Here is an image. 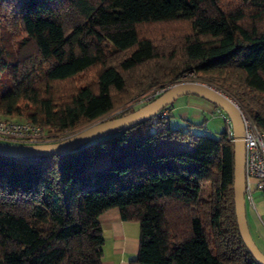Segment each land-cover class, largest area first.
<instances>
[{"label":"trees","instance_id":"16d2710c","mask_svg":"<svg viewBox=\"0 0 264 264\" xmlns=\"http://www.w3.org/2000/svg\"><path fill=\"white\" fill-rule=\"evenodd\" d=\"M236 1L0 0V117L45 127L52 143L135 110L111 115L134 99L131 80L140 94L192 73L264 131V0ZM181 21L180 37L139 35ZM95 66V86L57 92ZM171 105L68 152L0 155V264H102L110 208L139 224L130 264H258L236 224L227 128L172 126Z\"/></svg>","mask_w":264,"mask_h":264},{"label":"water","instance_id":"95a60500","mask_svg":"<svg viewBox=\"0 0 264 264\" xmlns=\"http://www.w3.org/2000/svg\"><path fill=\"white\" fill-rule=\"evenodd\" d=\"M193 95L221 109L232 132L233 143V202L239 235L247 251L258 264H264V253L254 243L246 219L245 172H244V127L239 107L227 96L210 85L200 82H180L167 88L152 101L119 117L99 121L87 128L52 143L10 144L0 142V155L7 157H38L71 151L88 141L107 134L125 130L152 118L171 105L178 97Z\"/></svg>","mask_w":264,"mask_h":264},{"label":"rangeland","instance_id":"374dc122","mask_svg":"<svg viewBox=\"0 0 264 264\" xmlns=\"http://www.w3.org/2000/svg\"><path fill=\"white\" fill-rule=\"evenodd\" d=\"M219 2L222 5V7L227 9V10H234L240 6L239 2H237L236 0H219ZM244 9L247 10V7H244ZM249 18L250 17L248 16L247 20ZM138 31H139V35L141 37L152 38L153 40H155V42L161 43L163 40L162 38H164L167 35H169V36L172 35L173 37H180L184 33H188L190 31V29H189V22L188 21L187 22L181 21V22H175V23H171V24L142 25V26L138 27ZM98 69H99V67L95 66V67L85 71L84 73L75 77L73 80L62 84L61 90H57V92L59 94L62 93L60 95H63L65 98V96L68 95L69 92L76 90L80 86H83V85L95 86L96 73H97ZM193 76L194 75L192 73L185 74V75L181 76V78H180L181 82H190L189 79L193 78ZM5 78L6 77L3 76V78H0L1 79L0 81H4ZM134 81L135 80H131L128 84V89H129V91L131 90V92H133V94L131 96H134L133 97L134 99L133 100L130 99L131 101H129L128 103H127L126 99H124L120 103L121 105L118 106L116 109H114V111L111 113V115H117L118 113H120L121 111L126 109V107H128V106H130V107L132 106L133 109H138L139 107H141V106L145 105L146 103L152 101V99H150V98L154 94L159 93L158 95H160L162 92H164L170 86L177 84V83L167 82L165 84L160 85L158 83V86L155 85V86L150 87V88H148L147 85H145L144 86L145 91H142L140 94H137V92L134 89L135 88ZM197 82H199V81H197ZM217 91H219V90H217ZM219 92H221V91H219ZM147 97H148V99H147ZM217 114L219 115L218 118H216L215 120L210 121V122L207 121L205 123L206 127L204 126L202 130H196L195 132L197 134L206 133V134L211 135L213 137H218L220 135V133H222L223 131L226 130L227 126L224 125V120H223L224 115H225L224 112L221 109L217 108ZM241 115H244V114L241 113ZM14 118H16V117H14ZM225 121L227 122L228 120H225ZM175 125H176V123L173 122L172 126H175ZM251 183H252L251 187H252V189H254L253 181ZM204 186L206 189L209 188L208 184H204ZM253 204H254V209L252 208V205H250L249 202L245 199V211H246L247 224H248V228H249V231H250V234H251V237H252L254 243L256 244L258 249L262 253H264V240H262L261 238H259L256 235L252 216H251V213H254L257 216L259 215V218H260L259 221L261 222L262 227H264V224H262V222H264V193H262L261 191H258L256 189L253 190Z\"/></svg>","mask_w":264,"mask_h":264},{"label":"crops","instance_id":"0c3cea01","mask_svg":"<svg viewBox=\"0 0 264 264\" xmlns=\"http://www.w3.org/2000/svg\"><path fill=\"white\" fill-rule=\"evenodd\" d=\"M217 108L205 99L186 95L178 97L170 106V115L176 124L185 120L194 122L213 121L219 117ZM224 125L229 128V123ZM206 127V126H205ZM256 235L264 240V227L259 215L251 213ZM104 243L102 247V264H130L139 249V224L122 221L117 208H110L99 216Z\"/></svg>","mask_w":264,"mask_h":264},{"label":"built area","instance_id":"2783aa9c","mask_svg":"<svg viewBox=\"0 0 264 264\" xmlns=\"http://www.w3.org/2000/svg\"><path fill=\"white\" fill-rule=\"evenodd\" d=\"M154 94L150 99H153ZM148 99V97H147ZM168 111L161 113L166 116ZM224 119L228 120L224 115ZM244 127V172H245V199L253 204V190L264 193V131L258 129L247 117L242 115ZM229 123V120L227 121ZM48 129L12 117H0V142L10 144H40L51 143L47 136ZM228 137L232 141V132L229 125ZM62 140V139H61ZM59 141V140H58ZM56 142V141H54ZM254 189H252V182ZM264 224V222H262Z\"/></svg>","mask_w":264,"mask_h":264}]
</instances>
